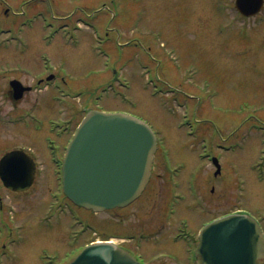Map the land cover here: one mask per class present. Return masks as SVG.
<instances>
[{
	"label": "rangeland",
	"instance_id": "1",
	"mask_svg": "<svg viewBox=\"0 0 264 264\" xmlns=\"http://www.w3.org/2000/svg\"><path fill=\"white\" fill-rule=\"evenodd\" d=\"M234 3L0 0V157L23 148L38 164L27 193H12L0 181L20 238L14 264H40L41 252L68 263L94 238L129 233L152 236L130 242L147 264H187L185 246L171 239L179 217H188L192 233L237 207L264 218V10L245 19ZM52 74L55 80L35 85ZM116 74L123 83L105 88ZM15 78L32 87L16 108L9 82ZM93 103L142 118L159 132L161 147L145 194L122 210L80 209L82 230L68 209H58L67 203L56 199L62 195L56 160L83 116L80 108ZM23 113L14 123V114ZM50 143L58 149L51 152ZM163 151L185 166L181 178L194 176L196 187L188 194L183 186L187 201L175 220L165 217L172 207ZM213 152L222 157L218 175L205 157ZM159 252L165 256L152 257Z\"/></svg>",
	"mask_w": 264,
	"mask_h": 264
},
{
	"label": "water",
	"instance_id": "2",
	"mask_svg": "<svg viewBox=\"0 0 264 264\" xmlns=\"http://www.w3.org/2000/svg\"><path fill=\"white\" fill-rule=\"evenodd\" d=\"M264 0H237L245 15L257 13ZM11 82L16 98L24 88ZM15 84V86H14ZM14 92V91H13ZM156 138L141 119L126 113L91 110L71 141L63 161L64 192L75 204L94 211L125 207L136 200L147 184ZM35 163L22 150L0 160V177L17 191L34 182ZM198 264H261L264 240L249 217L229 215L209 224L200 235ZM69 264H140L110 243L93 244Z\"/></svg>",
	"mask_w": 264,
	"mask_h": 264
},
{
	"label": "flooded vegetation",
	"instance_id": "3",
	"mask_svg": "<svg viewBox=\"0 0 264 264\" xmlns=\"http://www.w3.org/2000/svg\"><path fill=\"white\" fill-rule=\"evenodd\" d=\"M17 103L14 102V108L17 107ZM12 221H14V215L12 216ZM15 245L16 247H14ZM20 246V240L14 232V226L0 213V264H14L17 260V253Z\"/></svg>",
	"mask_w": 264,
	"mask_h": 264
}]
</instances>
